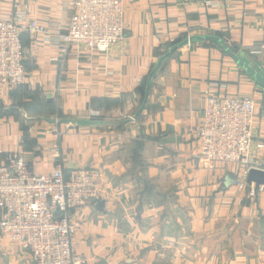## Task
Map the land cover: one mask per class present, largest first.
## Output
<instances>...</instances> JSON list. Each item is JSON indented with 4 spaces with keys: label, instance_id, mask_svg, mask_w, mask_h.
<instances>
[{
    "label": "crops",
    "instance_id": "0c3cea01",
    "mask_svg": "<svg viewBox=\"0 0 264 264\" xmlns=\"http://www.w3.org/2000/svg\"><path fill=\"white\" fill-rule=\"evenodd\" d=\"M122 1L125 36L101 52L65 48L75 0H0V18L47 28L22 35L27 83L0 84V165L19 151L37 173L99 168L98 200L71 213L87 264H264V184L239 164L204 166L195 137L208 95L251 96L264 170L263 90L210 40L158 65L174 39L214 35L263 73L247 47L264 41V0ZM0 264L34 262L3 236Z\"/></svg>",
    "mask_w": 264,
    "mask_h": 264
},
{
    "label": "built area",
    "instance_id": "2783aa9c",
    "mask_svg": "<svg viewBox=\"0 0 264 264\" xmlns=\"http://www.w3.org/2000/svg\"><path fill=\"white\" fill-rule=\"evenodd\" d=\"M46 31L41 22L24 12L0 18V84L13 88L27 83L22 35ZM125 31L122 0H75L61 39L66 49L83 45L105 52L124 38ZM247 50L263 56L264 41ZM254 124L253 97L208 95L203 119L195 128L199 143L196 158L207 167L239 164L245 167V175L252 168L262 169L253 159ZM255 146L263 149L264 142ZM100 181L97 167L65 172L57 165L51 173H37L19 151L8 153L0 165V233L28 251L34 264H87V257L76 251L82 223L71 213L98 200Z\"/></svg>",
    "mask_w": 264,
    "mask_h": 264
},
{
    "label": "water",
    "instance_id": "95a60500",
    "mask_svg": "<svg viewBox=\"0 0 264 264\" xmlns=\"http://www.w3.org/2000/svg\"><path fill=\"white\" fill-rule=\"evenodd\" d=\"M195 40H210L213 42L220 43L226 53L232 57L235 62L240 65L259 85V87L263 90L264 93V72L261 73L251 67L249 62L246 59H241L238 56L239 48L238 47H230L224 39H222L220 36H214V35H205V36H196V37H188L186 39H183L181 37H178L174 39L170 47L165 46L164 51L165 54L163 57L160 59L158 65H161L162 61L168 58L171 54H173L177 49L180 47L188 44L189 42L195 41ZM247 181L248 183H256L257 185H262L264 184V170L263 169H255L252 168L248 172L247 175ZM104 205V202L99 203V207L102 208Z\"/></svg>",
    "mask_w": 264,
    "mask_h": 264
},
{
    "label": "rangeland",
    "instance_id": "374dc122",
    "mask_svg": "<svg viewBox=\"0 0 264 264\" xmlns=\"http://www.w3.org/2000/svg\"><path fill=\"white\" fill-rule=\"evenodd\" d=\"M0 237H3V235L0 233Z\"/></svg>",
    "mask_w": 264,
    "mask_h": 264
}]
</instances>
